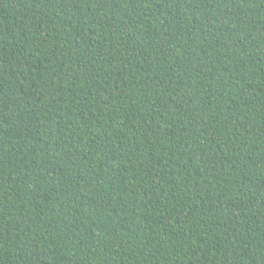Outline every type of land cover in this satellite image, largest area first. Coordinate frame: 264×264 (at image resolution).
Masks as SVG:
<instances>
[{
  "label": "trees",
  "instance_id": "16d2710c",
  "mask_svg": "<svg viewBox=\"0 0 264 264\" xmlns=\"http://www.w3.org/2000/svg\"><path fill=\"white\" fill-rule=\"evenodd\" d=\"M0 264H264V0H0Z\"/></svg>",
  "mask_w": 264,
  "mask_h": 264
}]
</instances>
